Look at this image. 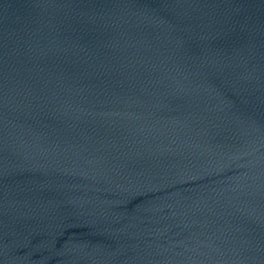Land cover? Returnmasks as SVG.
Instances as JSON below:
<instances>
[{
  "label": "water",
  "instance_id": "95a60500",
  "mask_svg": "<svg viewBox=\"0 0 264 264\" xmlns=\"http://www.w3.org/2000/svg\"><path fill=\"white\" fill-rule=\"evenodd\" d=\"M0 264H264V0H0Z\"/></svg>",
  "mask_w": 264,
  "mask_h": 264
}]
</instances>
